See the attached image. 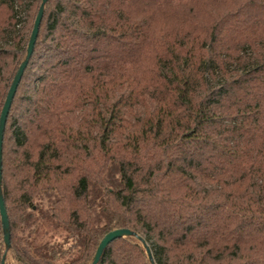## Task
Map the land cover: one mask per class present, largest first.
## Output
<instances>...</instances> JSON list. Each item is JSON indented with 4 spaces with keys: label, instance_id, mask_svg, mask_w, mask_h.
I'll list each match as a JSON object with an SVG mask.
<instances>
[{
    "label": "trees",
    "instance_id": "trees-1",
    "mask_svg": "<svg viewBox=\"0 0 264 264\" xmlns=\"http://www.w3.org/2000/svg\"><path fill=\"white\" fill-rule=\"evenodd\" d=\"M43 0H0V117ZM6 264H264V0H48L4 132ZM6 253L0 232V264ZM98 264H152L134 236Z\"/></svg>",
    "mask_w": 264,
    "mask_h": 264
},
{
    "label": "water",
    "instance_id": "water-1",
    "mask_svg": "<svg viewBox=\"0 0 264 264\" xmlns=\"http://www.w3.org/2000/svg\"><path fill=\"white\" fill-rule=\"evenodd\" d=\"M48 0H43L38 16L36 18L35 24H34V28L30 37V42L28 45V49H27V56L24 60V62L22 63V65L20 66L14 81L10 87L9 93L7 95L2 113H1V117H0V217H1V225L3 228V232H4V242H5V246H6V253L4 255V258L2 260L1 264H6V257L8 254V251L11 247V231H10V222H9V217H8V212L5 206V201H4V196H3V191H2V180H3V174H2V166H3V143H4V132H5V128H6V124L8 121V117L11 111V107H12V103L14 101V98L16 96L18 87L22 81V78L24 76L25 70L30 62V59L34 53V49L36 46V41L37 38L39 36V32H40V26L43 20V16H44V11H45V5L47 4ZM137 237L144 245L147 251V254L149 256V259L151 261L152 264H156L152 255V252L150 250V248L146 245V243L144 242V240H142V238H140L138 235H136L134 232H132L129 229H119L116 231H113L109 234L106 235V237L103 239V241L101 242V244L99 245L97 252L95 254L94 257V261L92 264H98L101 260V257L104 253V251L107 249V247L114 241L121 239V238H126V237Z\"/></svg>",
    "mask_w": 264,
    "mask_h": 264
},
{
    "label": "rangeland",
    "instance_id": "rangeland-1",
    "mask_svg": "<svg viewBox=\"0 0 264 264\" xmlns=\"http://www.w3.org/2000/svg\"><path fill=\"white\" fill-rule=\"evenodd\" d=\"M0 232H1V217H0Z\"/></svg>",
    "mask_w": 264,
    "mask_h": 264
}]
</instances>
